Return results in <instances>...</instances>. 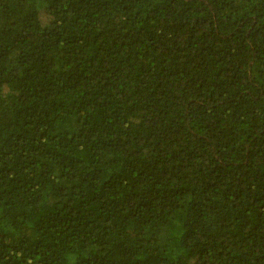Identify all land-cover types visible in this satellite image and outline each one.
I'll return each instance as SVG.
<instances>
[{
  "label": "trees",
  "instance_id": "trees-1",
  "mask_svg": "<svg viewBox=\"0 0 264 264\" xmlns=\"http://www.w3.org/2000/svg\"><path fill=\"white\" fill-rule=\"evenodd\" d=\"M0 264H264V0H0Z\"/></svg>",
  "mask_w": 264,
  "mask_h": 264
}]
</instances>
